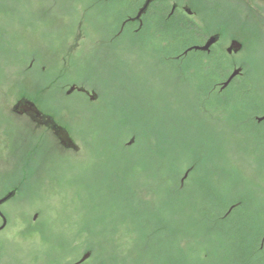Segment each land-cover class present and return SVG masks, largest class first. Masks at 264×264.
Here are the masks:
<instances>
[{
	"label": "rangeland",
	"instance_id": "374dc122",
	"mask_svg": "<svg viewBox=\"0 0 264 264\" xmlns=\"http://www.w3.org/2000/svg\"><path fill=\"white\" fill-rule=\"evenodd\" d=\"M119 3L121 9L117 4L88 0H0V143L6 140L10 145L5 172L0 176V199L5 189L11 191L13 183L8 182V176L12 172L28 168L33 173L28 179L18 178L26 179L23 189H28L21 190L19 200L3 209L9 227L0 233V264H63L67 257L80 258L87 248L92 249L89 251L99 264H148L131 241L136 231L127 226L160 216L161 220L153 218L155 226L165 224L172 239L177 233H185L186 214H194L191 224L204 225L198 182L225 189L230 201L242 196L247 201L246 225L264 230V126L255 120L257 114L264 113V39L255 29L229 30L215 49L221 57L220 64L211 66L208 60L200 64L199 57H195L187 69L183 65L179 68L182 60L174 61L155 48L158 41L154 31L148 34L149 47L154 48L149 54L134 48L133 43L141 38L133 40L127 35L109 43L110 31L125 13L132 11L126 0ZM198 3L197 21L205 27V40L212 26L226 22L215 9L224 3ZM232 8L226 6L224 13L239 25L246 24L234 17ZM60 16L68 23L66 28L56 22ZM81 22L83 36L78 26ZM67 31L72 32L68 36L70 44L80 36V50L71 53L68 46L58 50L65 46ZM231 39L244 47L238 56L228 58L219 53H223L222 47L227 53ZM18 65H22L21 70ZM238 67L243 73L236 80L243 85L220 92L216 81H223L226 73L229 76ZM59 68L65 70L58 77ZM73 83L93 88L97 98L91 102L95 103H89L80 92L61 94V86L67 90ZM25 86L45 90L48 110L70 130L77 151L62 152L52 142L26 133L28 128L13 118L8 107L14 93L26 91ZM132 138L135 141L129 145ZM144 146L152 148L156 155L168 156H142ZM181 156L183 159L175 165L173 160ZM191 161H196L199 171L193 187L187 188L188 179L184 183L181 180ZM121 162L125 166L138 164L131 166L128 178L129 185L139 188L141 195L128 196L133 213L119 212L117 205L109 203L125 195L123 187L115 183ZM140 164L147 166L145 172L138 171ZM151 166L161 167L159 176L168 170L171 177L160 180L154 175L153 179L148 171ZM79 170L81 175L77 177ZM92 174L100 181H89ZM171 178H179V184L185 186L183 194L166 192ZM44 180L49 182L44 184ZM159 181L163 182L157 184ZM17 188L20 193L18 184ZM93 188L98 193L92 192ZM107 189L111 194H106ZM39 191L48 193L42 196ZM226 229L227 226L223 230ZM202 232L199 227L201 237ZM30 234L41 240H31ZM81 237L88 241L76 240ZM154 241L159 250L154 252L156 255L163 252L171 256V264H190L175 251L177 244L162 237ZM84 242L89 243L87 248ZM255 259L254 263L264 262V256ZM157 260L165 264V259Z\"/></svg>",
	"mask_w": 264,
	"mask_h": 264
},
{
	"label": "trees",
	"instance_id": "16d2710c",
	"mask_svg": "<svg viewBox=\"0 0 264 264\" xmlns=\"http://www.w3.org/2000/svg\"><path fill=\"white\" fill-rule=\"evenodd\" d=\"M167 9L168 8H164L161 5H156L152 8L151 14L148 17V22L152 26V28L155 29V31H157L158 34L162 35L163 40L159 39L158 41L167 42L174 39L176 41L183 42V44L185 45L189 43H199L204 41L203 40L204 33L198 31L195 25L188 19L176 18V17L165 19L167 15L166 13ZM217 54L218 53H213L212 57H210V59L208 60L209 61L208 63H210V65L213 63H216V65L218 63L220 64L221 57L219 55L217 56ZM219 54L225 56L223 53H219ZM194 60L195 59L191 60L184 58L181 64L183 65V67L187 69V65ZM198 60L201 64L202 58L199 57ZM61 70L62 69H60V71ZM64 70L65 69H63V71ZM226 77H228L227 73L224 76V80L226 79ZM217 83L218 81H216L215 84ZM240 85L243 84L239 81V79L238 80L235 79L231 87L227 89V91L233 87L235 88L238 86L240 87ZM248 91L250 92L249 89ZM159 146L160 147L158 148L161 149V145ZM152 150L153 149L149 148V146H144L141 148L142 151L141 155L142 156L151 155L154 153V150L153 151ZM153 155H155L154 157L165 158L166 156H168V153L167 154L162 153V156L156 155V153H154ZM183 157L184 156H181L179 160H173L170 157L168 158L173 160L174 164L177 165V162L181 161ZM123 163L124 162H121L117 165L118 166L117 172L118 175L120 176L118 177L115 183L117 184L118 187L119 186L123 187V189L125 190V195L121 197V199H118V201L112 199L109 203H114L115 206L117 205V209L119 210V212L126 213V211H130V210L131 212L133 211L132 204L128 199V196L135 197V194L136 195L138 194L139 197H141V195L137 191V189L139 188L135 189V186L134 187L130 186L128 182L129 181L128 178L133 170L131 166L134 165L135 167L138 164L135 163V164H131L130 166H125L122 165ZM140 165L141 167L140 170L138 171L145 172L147 166L144 167L142 166L143 164ZM76 166L80 167L78 163H76ZM189 166L190 167L187 168V170L190 169V174L187 178L188 180L186 179L187 188L193 187L195 175L199 171L196 168V161H191L189 163ZM151 168L152 169L148 171L152 173L153 179H154V175L158 177V179L161 178L160 180H164L165 178L168 179L171 177L170 176L172 174L171 172H169V174L166 173L168 172V170L165 172L163 176H159L160 172L162 171L161 167L154 169L151 166ZM80 170L76 175L77 177L81 175ZM89 177H90L89 181H93V180L97 182L100 181V179H98L100 177L98 176L96 177L93 174L92 176ZM173 180L174 179L171 178L169 183L166 186L164 185L166 187V192L172 190L173 193L174 191H176L178 194L180 193L183 194L185 186H182L181 182L179 184V178H177L176 181ZM119 181L120 183L118 184ZM48 182L44 180V184H47ZM161 182L163 181H159L157 184H161ZM196 184L197 182L195 183V186ZM198 184L200 187L199 192H201L200 210L201 209L202 210L200 212V217L202 219L201 222H204V225L199 226V224H197L195 226L194 224H191V219L194 214H186L185 217L187 219L188 226H184L183 228L185 233H177L178 236H173L172 239H170V235H169L170 228L168 229V227L165 224L163 225L160 224L155 226V223L153 222L154 221L153 218L156 220H161L160 216H153L150 220L145 221L144 224L140 223L139 225L136 226L128 225L127 229L136 231V235H134V238L131 241H133V243L136 246V252L138 254L140 251L142 252L140 258L146 259L145 262H147L148 264H162V262L159 263L157 259L160 260L165 259V264H171L170 261L171 256H165L163 252L160 253V255L159 254L156 255L154 253L155 251L159 252L158 249H157L158 251L155 249L154 239L156 240V238L162 237L168 243L172 242L177 244V246L175 245V251L179 254V256L182 257V260L185 261L186 263L189 262L190 264H257L254 263V257L256 258L255 260L257 261L260 260L259 255L261 257L264 256V230L260 231V229L253 228L252 225L249 226L246 225L247 201L242 196H239V198L237 197L232 201H230L229 198L226 197L227 191L225 189L221 190L220 187H212V186L206 187L204 186L205 184L203 182H201V184L198 182ZM22 190L25 191V189ZM107 190L108 191L106 192V194H111L110 189ZM91 191L94 193H98L97 189L95 188H93V190ZM39 192L40 194L43 195L48 193V191H39ZM94 193H91V195ZM209 201L210 202L212 201L213 205L210 204ZM255 217L258 218L257 215H255ZM225 226H227V229L223 230ZM199 227L203 230L202 232L203 237L198 235ZM30 237H32L31 240L34 241L41 240L33 234H30ZM248 237L249 238L252 237L251 240H248ZM85 239L87 238L81 237V238H77L76 240L83 242L85 241ZM45 242H47V239L44 236L43 243ZM80 244L82 246V243ZM87 244L89 243L84 242L83 246L85 245V248H87L89 246ZM193 249L195 251H193ZM87 250L89 251L92 249L87 248ZM74 260H77V256L67 257V259L63 264H72ZM93 261L99 263V261H96L94 259ZM261 264H264V262L263 263L261 262Z\"/></svg>",
	"mask_w": 264,
	"mask_h": 264
},
{
	"label": "flooded vegetation",
	"instance_id": "af4514ba",
	"mask_svg": "<svg viewBox=\"0 0 264 264\" xmlns=\"http://www.w3.org/2000/svg\"><path fill=\"white\" fill-rule=\"evenodd\" d=\"M38 2L40 0H26L27 3L30 2ZM65 1H70V0H65ZM85 0H79V2H84ZM89 2H104L107 3L106 5L110 4H117L118 8L121 9L120 7V0H116L115 3H111L113 0H88ZM129 4V6L132 8V11L129 13H125V16L123 19L118 20L117 26L110 31L108 34L109 37V43L113 42L115 40H119L122 37L124 38L125 36L129 35L133 40H136L138 38H141L142 41H135L133 43V46L135 49H144L146 54H149V52L154 51V48L149 47L148 43V34L152 31L155 39L158 41L159 39L156 38V35H161L158 34L157 31H155L152 26L148 22V17L151 14V10L154 6L156 5H161L164 8L167 9V15L165 19H170L172 17L176 18H184L188 19L191 21L195 27L198 29V31H201L202 33L205 34L204 31L205 27L201 26L199 24V11H198V6L199 1L201 0H126ZM217 1H222V0H217ZM223 5L222 4H217L215 6V9L217 13H219V17L222 20H226L224 25L222 24H216L212 26L210 30L212 32L210 34H216L219 35V41L218 43L213 46L209 51H200V50H195L192 49L197 46H203L207 39L206 38L203 42L199 43H189V44H183V42L176 41L174 39L167 41V42H161L158 41L156 42L157 45L155 48L157 50H162L164 53L167 54V57L180 62L183 59H194L195 57H200L202 60H209L210 57H212L213 53L216 52V47L217 45L220 46L222 35L226 33L229 30H243L245 32L246 28L247 29H255V31L258 33L257 35L262 36L264 39V0H223ZM134 5V6H133ZM226 6L233 7V14H236L234 17H240V19L243 21H246V24L244 25H239L237 21H232L227 13H224V9ZM238 8V11L235 10ZM56 22L60 25L62 28H66L68 23L64 21V17L60 16L56 18ZM113 23H115V19H113ZM80 25L81 28V35L83 36V32L85 31L83 22L78 23V26ZM245 28V29H244ZM78 29V27H76ZM84 30V31H83ZM31 33V32H30ZM72 32L67 31L65 34V46L63 48H58L60 49V52L65 50L68 46V51L73 52L80 50L83 46H79V41L78 37H76L77 42L74 41L73 44H70V38L68 37ZM86 33V32H85ZM247 33V32H246ZM87 39V34L85 35ZM165 36V35H164ZM75 39V40H76ZM85 39V40H86ZM83 40V39H82ZM161 40L162 36H161ZM236 39H231L230 45L232 41ZM54 42V41H53ZM230 45L226 48L230 47ZM244 47V45H243ZM192 49V50H190ZM216 49V50H215ZM221 49V48H219ZM222 50L223 47H222ZM226 50V51H227ZM47 51H51L50 49H47ZM57 51V50H56ZM52 53V52H51ZM51 53L47 52L46 54ZM58 54V53H56ZM227 57H232V56H237V54H228L226 53ZM56 55L55 57H57ZM48 57V56H47ZM50 58V57H49ZM232 59V58H230ZM49 60V59H48ZM53 61V59H51ZM64 61V60H63ZM36 63V59L33 58L32 60V65ZM182 62L178 64V67H181ZM22 65H18L17 67L20 69ZM40 69V67H39ZM45 67H43V70ZM21 70V69H20ZM29 70V69H28ZM31 70V69H30ZM240 77V76H239ZM238 77V78H239ZM233 81L231 84L228 86V89L231 87ZM78 83H73L69 87V89L66 90V86H61V94L65 96H72L73 93L75 92H80L82 94H85L87 97L91 95L93 92V88L86 86V85H77ZM33 87V86H32ZM75 88V90L71 93H69L70 89ZM26 91L24 92H16L14 100H12V104L8 107V111L14 116L13 118H16L19 120L20 124L27 127L26 133L32 134L33 136H36L38 138L44 139L47 142H52L55 147L60 149L62 152H69L68 149L64 143V141L60 138L59 135V127H63L66 129L70 137L74 140L70 130L62 124V122L58 121L56 115L54 112H50L49 107L47 106V98L48 95H45V90L41 89L38 91L34 90L33 87V92L32 90L28 89L26 86L24 87ZM81 89H84L85 91H80ZM35 92V93H34ZM1 85H0V98H1ZM9 94V93H8ZM41 99H44L43 102H41ZM34 105V106H33ZM47 108V109H46ZM52 108V107H51ZM261 119V120H260ZM16 121V120H15ZM257 124L259 126H264V113L261 114V116L256 117ZM1 137L2 134L0 133ZM40 139V140H41ZM40 140L36 143L37 145L39 144ZM75 141V140H74ZM76 143V141H75ZM9 148L10 145L9 143H6V140H2L0 143V176H2L5 172V167L4 163L6 162V157L9 153ZM9 178H26L30 177L33 173L30 169L25 168L22 171L12 172ZM7 178V177H5ZM4 179V178H2ZM38 215V214H37ZM2 221V219L0 218Z\"/></svg>",
	"mask_w": 264,
	"mask_h": 264
},
{
	"label": "water",
	"instance_id": "95a60500",
	"mask_svg": "<svg viewBox=\"0 0 264 264\" xmlns=\"http://www.w3.org/2000/svg\"><path fill=\"white\" fill-rule=\"evenodd\" d=\"M218 41V36H212L211 38H209V40L206 42L205 45L203 46H197V47H194L192 49H195V50H200V51H208L216 42ZM242 48V45L240 42L238 41H233L232 42V45L231 47L228 49V52L229 53H232V52H239ZM190 49V50H192ZM241 72V69H236L232 75L230 76V78L224 83L223 85V88L227 87L231 81ZM75 89L72 88L69 93H71L72 91H74ZM82 90V89H81ZM94 99V98H93ZM60 130V134L63 135V139L65 141L66 144H68L70 147L71 146H74V142L72 141V139L70 138V136L68 135L67 131H65L63 128L59 127L58 131ZM189 173V172H188ZM188 173L186 174V177L188 176ZM7 198L3 199L0 201V204L2 202H4ZM91 256V253L90 252H87L85 254V256L82 258L81 262L87 260L89 257Z\"/></svg>",
	"mask_w": 264,
	"mask_h": 264
}]
</instances>
